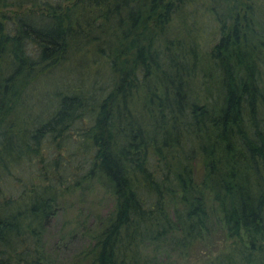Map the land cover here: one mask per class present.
I'll return each instance as SVG.
<instances>
[{"label":"trees","instance_id":"16d2710c","mask_svg":"<svg viewBox=\"0 0 264 264\" xmlns=\"http://www.w3.org/2000/svg\"><path fill=\"white\" fill-rule=\"evenodd\" d=\"M29 3L38 15L0 13V264H57L43 237L58 200L94 185L114 205L76 264H140L146 245L205 244L214 228L229 241L217 264H264V0H0V11ZM190 18L195 28L168 35ZM72 55L105 65V84L53 91L34 116L29 83Z\"/></svg>","mask_w":264,"mask_h":264},{"label":"rangeland","instance_id":"374dc122","mask_svg":"<svg viewBox=\"0 0 264 264\" xmlns=\"http://www.w3.org/2000/svg\"><path fill=\"white\" fill-rule=\"evenodd\" d=\"M30 5V3L24 4L21 8L10 6L2 9L0 13L8 17L16 12L18 14L34 13L38 15L41 9L34 8L32 10ZM194 18L200 25L203 24L201 29H205L207 35L212 32V22L208 16L201 18L200 14H197ZM192 20L190 18L182 21L183 23L173 20L170 23L168 35L181 36L185 26L191 29L195 28L191 23ZM203 48L207 49L208 46H203ZM74 58L72 55L56 67L55 71L58 77L55 79L52 78L54 72H50L29 83L31 88H27L25 99L28 105L33 107L32 114L35 112L34 116H39L38 118L42 119L46 111H49L50 104H53L55 100L53 91H71L81 88L83 83V85L87 82L91 83L94 76L97 78H95L96 83L92 87L93 89L100 88L105 84L103 82L106 80L103 75L106 74L105 65H99V69L93 71L94 69L84 59L80 58L81 60L76 61ZM70 68L73 70L68 71ZM67 72L71 73L67 74ZM26 115V109L19 110L18 117L20 119ZM38 166L40 165L38 164ZM113 205V197L98 185L89 189L72 190L63 195L58 200L56 213L51 218L44 233L43 241L47 254L57 264H76V258L80 251L90 244L91 232L98 228L100 222L112 210ZM211 231L214 232L205 244L192 247L181 248L168 242L158 248L146 245L142 251L140 264H217L215 256L220 252L228 251L229 241H225L224 235L218 229L214 228Z\"/></svg>","mask_w":264,"mask_h":264}]
</instances>
